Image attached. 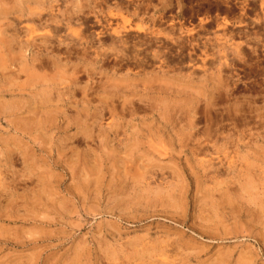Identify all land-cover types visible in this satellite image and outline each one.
Here are the masks:
<instances>
[{
    "label": "rangeland",
    "instance_id": "obj_1",
    "mask_svg": "<svg viewBox=\"0 0 264 264\" xmlns=\"http://www.w3.org/2000/svg\"><path fill=\"white\" fill-rule=\"evenodd\" d=\"M19 1L0 264H264V0Z\"/></svg>",
    "mask_w": 264,
    "mask_h": 264
},
{
    "label": "bare ground",
    "instance_id": "obj_2",
    "mask_svg": "<svg viewBox=\"0 0 264 264\" xmlns=\"http://www.w3.org/2000/svg\"><path fill=\"white\" fill-rule=\"evenodd\" d=\"M7 0H5V2H6ZM13 3V2H12ZM18 4H20V1L18 0V2H17ZM16 3V4H17ZM22 3V2H21ZM10 4V3H9ZM15 4V5H16ZM12 5V4H11ZM14 6V5H13ZM0 16H6L8 13V10L7 11H4L5 9H3V8H5V5H4V7H2L1 5H0ZM10 7H8V9H9ZM11 9V8H10ZM13 10H14V8H13ZM16 10V9H15ZM30 10H32V9H30ZM11 11V10H10ZM20 11V10H19ZM22 12V11H21ZM41 14V13H40ZM9 15V14H8ZM30 15L31 16H34L35 14L34 13H32V11H30ZM4 16V17H5ZM11 16V15H10ZM27 16V15H26ZM31 16H29V17H31ZM111 16H113V17H116L117 16V18H119V17H121L122 18V14H114L113 15V13H111ZM8 20V19H7ZM1 21V20H0ZM19 21H20V19H19ZM30 21H31V23L33 22L34 24L36 23V21L37 22H39V23H41L42 21H43V19L42 18H40V15L38 14L37 16H35V19L34 18H31L30 19ZM108 26H110L111 25V22L110 21H106L105 22ZM40 25H43V24H40ZM47 26H49V25H47ZM10 27V26H9ZM43 27V26H42ZM46 27V26H45ZM104 27H105V25H104ZM56 28V27H55ZM58 28V27H57ZM9 29V28H8ZM12 28H10V30H11ZM26 30V29H25ZM115 34H120V32L118 31V30H116V28H114V29H111ZM59 31V30H58ZM18 32V31H17ZM20 32V31H19ZM28 32V33H27ZM27 34L30 36V38H33L32 37V35L34 34V32H35V30L33 29V28H30V27H28V29H27ZM56 33V32H55ZM19 34V33H18ZM16 35V32H15V35L16 36H19V35ZM13 35V34H12ZM16 36H14V38H17L18 39V37H16ZM28 36V37H29ZM66 37H68V36H66ZM61 40V39H60ZM67 40H68V38H63V40L60 42V43H62V44H65L66 42H67ZM35 41V40H34ZM25 42V41H24ZM75 42V41H74ZM120 44L123 46L122 47V49L123 50H126L127 49V47H125V46H127L128 44H129V42H128V38L127 37H124V36H122L121 38H120ZM30 42L29 41H27V45L29 44ZM70 43H73V41H71ZM118 43V42H117ZM141 43V42H140ZM68 45H69V43H68ZM118 49V48H117ZM122 50V51H123ZM130 50V49H129ZM121 51V52H122ZM120 52V53H121ZM126 52H128V51H126ZM38 53V52H37ZM123 55V54H122ZM137 56H139L138 54H137ZM35 58H37V57H35ZM37 61V60H36ZM40 61V60H39ZM123 62V61H122ZM33 64V63H32ZM129 65V64H128ZM39 66V65H38ZM19 103V102H18ZM3 106V105H2ZM4 107H6V106H4ZM9 107V106H8ZM18 109V108H17ZM115 110V109H114ZM5 112V111H4ZM8 112V111H7ZM6 113V112H5ZM34 123V122H33ZM34 127V126H33ZM25 133V132H24Z\"/></svg>",
    "mask_w": 264,
    "mask_h": 264
}]
</instances>
